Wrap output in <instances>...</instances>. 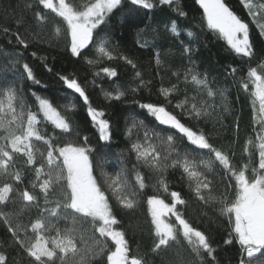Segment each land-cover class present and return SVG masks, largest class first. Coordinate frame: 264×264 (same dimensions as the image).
<instances>
[{"label":"snow or ice","instance_id":"6c2138e0","mask_svg":"<svg viewBox=\"0 0 264 264\" xmlns=\"http://www.w3.org/2000/svg\"><path fill=\"white\" fill-rule=\"evenodd\" d=\"M174 2L158 0L161 5L171 6ZM240 2L259 34L264 36V0ZM35 3L38 6L33 11L35 31L32 25L25 28L30 36L42 38L49 21L44 11L47 10L66 25L63 31L70 38L68 48L73 57H81L91 44L97 59H88L90 65L105 59H119L132 69L137 68L133 59L116 53L110 48L107 36L100 35L101 26L120 8L122 0H79V3L76 0H35ZM130 3L146 10L156 6L154 0H130ZM196 3L203 10L207 28L217 33L232 52L249 62L246 78L241 77L239 86L250 96L255 113V136L245 143L243 153L247 159L243 162L234 163L231 149L216 147L210 142L209 134L197 125H186L166 107L141 103L140 108L154 117L157 125L165 127L150 128L144 121L133 118L126 136L131 140L129 151L135 155L136 163L129 169L122 162L118 171L108 172L103 167L106 159L101 152L109 145L101 143L99 148H92L86 136L82 141L79 139L80 133L72 117L67 115L75 110L74 104L63 105L62 111L49 99L35 93L29 100L23 82L38 84L39 81L32 67L27 62L21 63L22 56L10 57L6 66L0 67V73L12 74V79L0 76V178L3 179L0 222L10 233L12 246L24 252L29 264H95L97 259L102 264H149L145 256L130 254L126 232L119 227L121 221L112 204L115 200L117 206L128 211L139 207L147 186V177L140 167L148 169L155 177L157 188L170 196V203L156 195L145 201L153 236L150 252L161 264H194L195 261L219 264L210 238L193 227L178 207L186 205L187 201L180 192L169 191V169L181 170V178L187 179L197 200L205 205H219L220 215L226 216L231 226L224 243L239 246L236 264H264V60L251 66L256 53L250 39V25L225 0H196ZM25 7L33 9V4L26 3ZM176 10L179 15H185ZM16 23L18 29L23 26V16ZM53 23V35L58 37L62 28ZM3 31L10 30L5 27ZM170 31L177 37L180 35L176 22L171 23ZM13 35L25 49L29 47L19 31ZM187 35L194 37L191 31ZM138 44L142 48L150 47L147 40H138ZM183 54L192 66L185 68L182 74L173 72L177 82L161 87L159 93L170 103L169 98L179 93L183 84L184 99L175 107L199 123L215 112L217 97L226 100V90L219 86L213 88L208 73L194 67L190 45L183 47ZM155 63L157 66L162 63L159 51L155 53ZM101 71L110 79L118 77L113 67H103ZM236 73L237 69L231 67L228 74L235 76ZM134 76L138 83L131 89L133 92L151 83L145 81L139 71H135ZM59 79L66 89L78 94L88 105L87 115L99 132V140L110 141L112 125L103 110L91 106L82 84L70 76L60 75ZM104 95L109 101H119L126 90L115 84L114 94L108 91ZM167 129L175 130L179 138ZM134 130L136 138L132 139ZM37 142H42L45 148H38ZM21 159L23 170L18 164ZM216 176L221 183L227 181L219 195L214 188ZM33 210L36 211L34 219L30 215ZM25 216L29 217L27 222ZM0 264H10L4 252H0Z\"/></svg>","mask_w":264,"mask_h":264},{"label":"trees","instance_id":"16d2710c","mask_svg":"<svg viewBox=\"0 0 264 264\" xmlns=\"http://www.w3.org/2000/svg\"><path fill=\"white\" fill-rule=\"evenodd\" d=\"M32 3L33 9H27L26 3ZM79 3V0H76ZM255 2V0H254ZM155 7L151 10L142 9L131 5L130 0H122L118 10H115L105 25H102L101 36H107L110 40V48L116 53L129 56L136 62L137 68L123 62V60H102L99 63L89 64L88 59L95 61L96 55L92 45L85 49L81 57H73L68 48L69 37L63 31L66 25L61 18L55 17L54 13L44 10L49 17L45 25L42 38L30 36L25 28L32 25L35 31L33 11L38 6L35 0H0V67H4L10 57L22 56L21 63L27 62L34 71L38 84L25 80L23 87L29 100L32 93L47 98L54 106L63 111L62 106L74 104L75 110L69 111L67 115L72 117L76 129L80 133L79 139L88 138V146L99 148L101 143H107L101 155L105 157L106 163L103 167L108 172H116L121 163L129 169L136 163V158L129 151L131 140L126 136V129L133 122L144 121L148 127L163 129L165 126L157 125L154 117L150 116L145 109L140 108L141 103H153L166 107L167 110L177 115L183 123L188 126L197 125L200 129L209 134L210 142L216 147L225 150L231 149L234 153L233 162L246 161L243 153L245 143L248 139H254V111L250 102L248 92L240 86L241 77L246 78L248 69L247 58H241L232 52L226 42L217 33L209 30L203 18V10L196 0H175L173 5H161L154 0ZM225 3L242 20L250 25V39L253 42L256 55L251 60V66L255 67L258 60H264V36L259 34V29L252 23L247 10L242 6L240 0H225ZM179 9L185 15H179ZM23 16L24 24L19 29L16 21ZM62 28L60 36L53 35L54 23ZM172 22H176L180 35L177 37L170 31ZM264 22V21H262ZM7 27L10 31L5 33ZM143 30V31H141ZM19 34L25 38L29 47L25 49L18 43L15 35ZM99 31V30H98ZM194 33V37H188L187 32ZM138 40H147L150 47H140ZM190 45L192 48V60L194 67L201 73H208L212 87H222L226 90V100L221 101L217 97L215 112L199 123L189 119L176 108V103L184 99V85L181 84V91L171 96L170 103L160 95L161 87H169L177 82L173 72H184L190 67L188 58L183 54V47ZM160 52L162 63L157 66L155 53ZM35 53V55H33ZM86 57V58H85ZM10 66V65H9ZM103 67H113L118 72V77L110 79L103 74ZM231 67L237 69L235 76L229 75ZM52 69L49 71L48 69ZM22 72V68L19 69ZM139 71L145 81H151L146 87L137 91H131L137 86L138 80L134 72ZM100 73L96 75V73ZM7 75L12 79V74L0 73V76ZM60 75L76 78L85 88L89 96L91 106L103 110L105 118L112 125L113 135L108 142L99 140V132L92 124L87 115V107L82 98L66 89ZM181 75V80H182ZM115 81V83H114ZM95 82V83H93ZM115 84H120L126 90V95L119 101H109L104 93L112 91L114 94ZM189 94H192L189 89ZM225 107L227 110H225ZM175 133L173 129L166 130ZM179 138V134L175 133ZM142 136V131H141ZM135 130L132 139H135ZM37 147L43 150L42 142H37ZM21 169H24L22 159L18 160ZM242 166V164H241ZM139 170L147 177L146 188L141 194V203L135 211H128L116 205L112 200L115 215L121 221L120 228L126 232V239L130 245V254L145 256L149 264H161L158 257H153L150 252L153 236L150 225V216L147 214L146 199L156 195L170 203V196L156 186V180L148 169L140 167ZM99 177V168L96 169ZM130 178L134 180V176ZM211 178V177H210ZM3 179L0 178V183ZM169 191H177L187 201L184 206H178L185 217L197 230L203 231L209 238L212 246L216 249V258L219 264H236L238 245H227L224 240L228 238L230 224L226 216L219 213V205L215 203L203 204L197 200L189 188L187 179L181 178V170L169 169L167 174ZM224 183L220 177H215V193L219 195L224 191ZM22 187V185L20 186ZM59 190H57L58 192ZM11 210V206L9 209ZM31 217L36 218V211L31 212ZM28 216L24 217L27 222ZM174 220V217L172 218ZM111 245V241H108ZM0 252L9 256L10 264H29V258L18 246H12L10 233L7 232L4 224L0 222ZM95 264H102L97 259ZM194 264H199L195 261Z\"/></svg>","mask_w":264,"mask_h":264},{"label":"water","instance_id":"95a60500","mask_svg":"<svg viewBox=\"0 0 264 264\" xmlns=\"http://www.w3.org/2000/svg\"><path fill=\"white\" fill-rule=\"evenodd\" d=\"M76 95H78V94H76Z\"/></svg>","mask_w":264,"mask_h":264}]
</instances>
